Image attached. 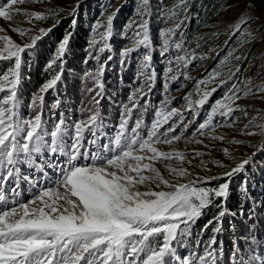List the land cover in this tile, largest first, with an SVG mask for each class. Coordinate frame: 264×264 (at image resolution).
Masks as SVG:
<instances>
[{
  "label": "snow or ice",
  "instance_id": "obj_1",
  "mask_svg": "<svg viewBox=\"0 0 264 264\" xmlns=\"http://www.w3.org/2000/svg\"><path fill=\"white\" fill-rule=\"evenodd\" d=\"M81 2L68 13L72 16V31L65 30L56 42L45 64L49 78L31 95L28 114L24 116L19 91L23 81L30 79L25 69L31 70L33 58L39 55L38 42L60 25L64 9L62 5H52V0H6L0 5V18L5 21L24 16L33 27L35 22L52 21L50 27H40L34 35H29L30 28H12L19 36L27 37L25 43L0 35V64L8 63L0 73V264H264V187L250 188L253 181L246 167L259 163L257 170L264 171V161L254 159L264 154V123L253 117L240 130L243 136H260L259 141H228L256 149L251 156L236 163L237 158L227 148L219 150L235 166L202 159L210 155L211 149L208 153H186L171 148L182 139L185 143L203 144L197 136L224 141L223 136L214 134L216 129L241 122L242 117L235 113L247 118V108L238 102L250 96L264 100V84L252 88V77L237 78L240 66L229 67L227 73L222 71L233 59H248L236 53L253 43L259 34L258 29L250 31V24L259 17L246 14L254 5H246L234 21L216 22L227 23L230 35L224 44L228 47L233 41L235 47H229L227 56L207 75L196 79L189 70L194 61L208 58L206 53L198 52L205 36L189 34L188 28L193 19L199 27L209 26L199 12L190 11L196 0H176L170 8L160 0L155 11L162 26L157 29L155 40L152 0H135L133 14L120 31V39L128 43L118 52V74L123 79L122 72L132 68L135 59L132 83L137 86L130 87L127 99L118 104V122L112 124L101 114V101L105 99L104 74L109 62L117 58L113 55L112 39L119 8L104 23L98 19L89 28L83 63L91 60L95 67L85 70L80 78L87 102L82 100L77 106L75 119L71 109L66 116L61 108L64 93L57 91V85L63 83L67 57L72 55L70 44ZM24 4L52 6L44 11L16 7ZM238 7L239 4L222 3L216 14ZM106 52V59H102ZM156 53L163 65L159 73L153 63ZM224 75L231 79L230 87L200 119L213 94L229 83L221 79ZM158 76L161 100L153 108L151 96ZM260 78L264 79V73ZM193 79L196 98L189 91L180 98L183 103L172 107L176 97L172 96L171 85H177L174 91H181L185 82ZM89 82L92 87H87ZM50 91L55 99L45 115V96ZM108 99L113 103L111 97ZM150 110L153 118L146 123ZM198 119L191 135L185 136ZM161 144L170 146V150L158 148ZM189 155L192 159L201 158L194 167L202 171L211 173L209 163L225 170L218 175H195L183 166H192ZM172 161L180 167H173ZM156 163L164 165L169 178ZM241 174L240 183L233 190L232 182ZM213 180L223 182L211 186ZM233 192L237 198L234 209L228 207ZM253 192L260 194L255 196ZM25 195L27 200L23 199ZM210 208L218 211L197 230L194 243L189 244L197 221ZM226 217L231 218L228 231L232 233L227 259L222 239ZM237 219L242 232L233 223ZM209 227L212 234L204 240ZM217 236L221 237L219 243ZM179 250H185L184 254Z\"/></svg>",
  "mask_w": 264,
  "mask_h": 264
},
{
  "label": "rangeland",
  "instance_id": "obj_2",
  "mask_svg": "<svg viewBox=\"0 0 264 264\" xmlns=\"http://www.w3.org/2000/svg\"><path fill=\"white\" fill-rule=\"evenodd\" d=\"M79 2V0H52V5H62L63 6V12L61 13V23L60 25L51 33L48 37L43 38L42 41L38 42V56H35L32 61V65L38 68L39 74L43 77L42 84L49 78V73L45 71V64L48 60V58L53 54V50L56 46V42L59 40V38L64 34L65 30L72 31V29L69 27L72 16L68 15L72 11V9L75 7V5ZM135 0H82L80 3V9H79V19L77 23V27L74 31V35L71 39L70 47L72 49V45L77 43L79 47L78 51V58L74 62V66H71L72 62L67 61V64L65 66V71H68L72 78H81L83 75V72L87 69L94 68V63L89 60L87 64H84L83 61L86 57L85 52V42L86 37L88 36V31L90 26L96 22L99 19L100 23H104L107 16L112 14L113 12H116V10L119 8V12L116 15L114 19V36L112 39V43L114 45V53L113 55L117 58L113 61L109 62V68L105 72L104 75L108 74L116 75V78L119 79V83H116V85H113L112 91L113 94H116L119 91V87H122L125 85L127 87V91L125 92V100L128 97L129 89L135 88L137 85L135 83H132L133 81V75H134V65H135V59H133L132 68H128L127 70L122 72V76H125V80L121 79L120 73V67L118 64V52L122 45L127 44L128 42L126 40L120 39V31L123 28V26L128 22L129 18L133 14V6H134ZM176 2V0H163V4L165 7L170 8L172 5ZM6 3V0H0V5H3ZM222 3L227 4H239L238 8H233L230 11H223L221 10L220 13L217 15V10L211 14L209 12L213 9L215 5H218L217 9L220 8V5ZM111 5L110 7L108 5ZM153 4V15H152V22H151V28H152V34L153 38L155 40L156 32L159 27H161V23L157 20V13L155 9L159 8L160 6V0H152ZM52 5L44 4V5H33V4H24V5H17L16 7L20 8L24 11H44L45 8L50 7ZM196 8L190 9L191 12H199L200 16L204 18L205 23L208 24V27H199L197 26L196 20L193 19L191 21V24L188 28L189 34H199L204 35L205 39L204 41H201L202 46L198 49L199 53H206L207 59L205 60H196L193 62V64L190 67L189 74L190 76L200 79L203 76L207 75L208 72H210L213 68H215L220 61L221 58L227 56L229 47H235V44L233 41H229V46L225 47L224 42L228 40V37L230 35V29L228 28L227 23L221 22L216 23L217 21H234L239 16L241 12L245 11L246 5H254L253 8H250L247 11V15L251 16L253 18L259 17V20H257L254 23L250 24V31L259 30V34L256 36V40L253 43L247 44L244 47L240 48L239 51L236 53V55L241 56H247V60H232L231 64L228 65V67H224L222 71L224 73L228 72L229 67H235L240 66L241 70L239 73L236 74L237 78L241 77H252V82L249 85V87L254 88L258 84H264V79L260 78V74L264 73V0H213L212 6H202L201 1L197 4L194 3ZM193 6V5H192ZM103 11V16H101V12ZM138 19V17H137ZM27 18L24 16H15L12 21H5L3 18H0V28L4 29L3 32H0V35H8L10 36L15 42L17 43H25L28 42L27 37H21L18 33L13 32L12 28H30L32 29V32L29 33V35H34L40 27H50L52 24L51 20H48L47 22H35V27H33L32 24H29L26 22ZM216 25V26H212ZM168 26V25H163ZM102 31V30H101ZM213 33H219L218 36L212 37L211 34ZM61 34V36H58ZM58 36V37H57ZM209 37H211L209 39ZM97 39H100V37H97ZM193 47H195V44H193ZM209 49H213L212 51H209ZM108 53H104L102 56V59H106ZM135 53L133 56L135 57ZM153 63L156 66L157 72H161L163 69V65L159 62V56L158 53H156L153 57ZM69 65V66H68ZM8 67V63L4 62L0 64V73H2L6 68ZM257 67H259V72H257ZM221 69H218V71ZM28 71V70H27ZM56 71H59L57 68ZM120 75V77L117 76ZM73 75H75L73 77ZM221 79L229 80V83L224 85V87L220 88L209 100V102L204 106L203 111L201 112L200 119L203 118V115L205 112L208 111L210 108L212 102L220 98L225 90L230 87L232 81L229 79L228 75H224L221 77ZM158 85L154 87L153 94L151 96V102L152 107L154 108L156 106V103L161 100V88L162 84L160 82L159 76L157 77ZM196 80H190L185 82V87L181 91H174L177 87L176 84H172L171 88L172 96L176 97L172 101V107L179 106L183 101L180 99L185 95V93L189 91H193V99H195V93H194V84ZM219 81H217L218 83ZM125 83V84H124ZM90 86L92 87V84L89 82ZM122 84V85H121ZM120 85V86H119ZM42 86V85H41ZM213 85H210L209 87H212ZM145 99H148L147 97ZM124 100V101H125ZM30 101V100H29ZM120 102H123L119 96H116L113 100L112 105H107V108L114 107V110L112 112V115L118 114V118L120 115V108L118 107V104ZM144 101L141 100V104H143ZM239 105L242 107H246L248 114L247 118H243V113H235V115H239L242 117V121L236 123L233 125V127H220L216 129L215 135L223 136L225 139L224 141H213L203 136H197L196 139L203 140V144H196V143H185V141L182 139L179 142H176L174 145L171 146V148H174L178 151H184L186 153H191L193 151H202L205 153H208L211 149L210 155H205L202 159L207 161H221L225 164H229L231 166H235V163L228 160L222 151H219L221 149L227 148L232 154L237 158L236 163H238L241 159L247 158L248 156H251L252 153L256 150L252 147H248L245 145H236V144H230L228 141L233 139L238 140H249L251 139L253 142L259 141L261 139L260 136H254V137H247L240 134V130L244 128V124H246L249 120H252L253 117H257L258 123H264V119H259L260 117H264V100H261L257 97H247L244 99H241L239 102ZM51 104V103H50ZM49 104V105H50ZM26 111L24 112L21 108V115H27L28 114V105H25ZM62 109H65L61 105ZM76 108V107H75ZM70 109V107L68 108ZM67 109V110H68ZM65 109V115H68V111ZM45 112V111H44ZM150 113H148V117H146V123L150 122L153 118V112L150 110ZM103 114H109L104 111L101 113ZM87 116V113L84 114ZM136 117V112L133 113V120ZM74 118V117H73ZM118 118L116 119V122H118ZM59 119V110H58V118ZM75 119V118H74ZM188 119H191V114H188ZM200 119H198L195 123L190 125V127L187 129V132L185 133V136H190L193 130L196 128L197 124L200 122ZM219 119V118H217ZM109 121V120H108ZM112 123V124H115ZM167 127V125L165 126ZM251 130V129H250ZM180 131V129H177V133ZM258 131V129H256ZM204 145H208V148H205ZM158 148H160L163 151H169L170 146L168 145H158ZM189 159H192V157L189 155ZM201 158L192 159V166H189L187 163H185L183 166L188 168L190 172H192L195 175L199 176H207V175H218L220 172L224 171L225 169L217 168L212 163L208 164V168L211 169V173L207 171H202L198 167H194L195 165H198L200 163ZM257 162L264 161V154L257 155L254 158ZM173 167H180V164L177 161H172ZM156 167H158L161 170V173L165 176V178H169V173L165 169L164 165L160 163H156ZM248 168L249 174L252 176V183L250 184V188H255L257 185L260 187H264V184H261V181H264V171H258L259 163L251 166H246ZM237 176L234 178L232 182V188L233 190L236 188V186L240 183L241 177ZM191 178V177H190ZM223 181L220 180H213L211 181V186H214L218 183H222ZM21 187H24V184H21ZM143 190V189H142ZM167 190V189H164ZM233 197L236 198L235 193L233 192ZM259 192H253V195L258 196ZM23 199L27 200L28 196H23ZM235 204L237 206V198L235 201ZM229 206V204H228ZM217 209L210 208L206 210L207 214L202 216L196 223L195 227L193 228V238L189 240V244L194 243L195 235L197 230L200 228H203V226L207 223L209 219L215 215L217 212ZM229 219L230 217H226L223 223V227L225 229L224 235L227 237H230L232 233L228 231L229 228ZM201 220V222H200ZM200 222V223H199ZM233 223L237 225V229L239 231H243V226L240 224L239 220H234ZM212 234V228L209 227V229L204 233L203 239L207 240L209 236ZM222 237V239H223ZM221 237L217 236V242L219 243ZM226 255L225 259H227V251L230 249L231 245H226ZM185 250H179V253L181 255L184 254Z\"/></svg>",
  "mask_w": 264,
  "mask_h": 264
},
{
  "label": "trees",
  "instance_id": "obj_3",
  "mask_svg": "<svg viewBox=\"0 0 264 264\" xmlns=\"http://www.w3.org/2000/svg\"><path fill=\"white\" fill-rule=\"evenodd\" d=\"M197 4L201 1L202 6H212V1L213 0H196ZM218 5H215L213 7V9L209 12V14L215 12L217 10ZM196 8V6L193 4L192 9ZM211 8V7H209ZM58 36H61V34H59ZM57 36V37H58ZM79 47L78 44L74 42V44L72 45V55L67 57V61L72 62L71 66H74V62L76 61V59L78 58V51H79ZM69 66V65H68ZM26 74L30 77V79H25L22 83V86L20 88L19 91V95L22 98V104L28 103L31 95L33 93H35L39 87L42 85L43 82V77L39 74V70L37 67H35L34 65H32L31 70L27 71V69H25ZM69 72L65 71L64 72V76H63V83L62 84H58L57 85V91L60 93H64V96L69 100L72 99L73 101H77L80 102L83 100L85 103L88 100V95L85 92L81 91V80L77 77L72 78V76H69ZM75 75H73L74 77ZM118 77H120V75L117 74ZM123 79L125 80V76H122ZM103 82L105 84V99L101 101V106H103L104 111L108 112L109 114H112L114 107H110L107 108V105H112V103L109 102L108 97L112 98V101L115 99L116 95L113 94L112 91V87L113 85H116V83H119V79L116 78V75H111L110 76L108 74L104 75L103 78ZM125 84V83H124ZM158 80L155 84V86H157ZM122 85V84H121ZM126 85V84H125ZM119 87V93H117V96H119V98L124 101L126 96H125V92L128 90L126 86ZM90 84H87V87H89ZM120 86V85H119ZM54 96V94L50 91L48 94H46L45 96V101H50L51 97ZM146 117H148V114H146ZM234 195V194H233ZM236 198L235 197H231L229 200V206L230 208H235L236 204H235ZM201 222V220H200ZM199 222V223H200ZM223 241H224V247H225V253H226V246L225 244L231 245V241H230V237H227L224 235L223 237Z\"/></svg>",
  "mask_w": 264,
  "mask_h": 264
}]
</instances>
